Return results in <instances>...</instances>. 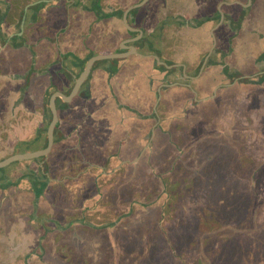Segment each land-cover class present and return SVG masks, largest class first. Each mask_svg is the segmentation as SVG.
Wrapping results in <instances>:
<instances>
[{
    "label": "crops",
    "instance_id": "1",
    "mask_svg": "<svg viewBox=\"0 0 264 264\" xmlns=\"http://www.w3.org/2000/svg\"><path fill=\"white\" fill-rule=\"evenodd\" d=\"M143 1L0 0V161L47 147L51 96L56 92L70 95L92 57L120 53L124 42L134 37L138 40L126 45L136 47L141 54L95 62L72 102L56 99L59 121L55 143L47 157L36 159L43 161L40 177L22 178L24 174L18 171L27 170L20 164L24 161L8 167L16 166L10 171L12 178L16 174V183L0 181V242L4 239L0 264H34L37 237L22 224L31 223V219L34 223L38 217H30L33 213L48 218L54 209L48 198L64 188L65 181H78L82 199L73 201V207L64 202L61 212H83L90 205L91 211L103 213L109 207L110 194L105 191L114 186L122 188L130 180L139 191L140 177L146 171H151L158 184L165 179V167L173 165V154L179 152L177 149L175 153L177 141L185 142L191 132L176 130L180 123L173 124L176 116L169 115L173 103L177 109L181 102L199 107L197 118L201 120L194 132L199 136L187 144L195 142L202 154L207 152L217 171L221 170L222 158L229 154L228 176L239 189L248 188L242 184L238 167L248 162L243 155L250 152L241 145L264 149L263 136L255 143L248 141L257 132H264V49L254 40L260 38L264 44L263 29L259 30L255 22L264 16V0H149L127 16L129 26L142 31L140 34L127 28L124 14ZM204 37L210 39L205 47L188 49L189 42L200 43ZM220 50L230 57L225 66L220 65V72L230 74L234 70L238 75L223 76L230 79L227 83L209 72L221 64L214 63ZM173 63L184 66L173 69ZM252 68L258 73L247 75ZM143 72L146 78L140 79ZM243 75L252 80L261 76V80L246 82L239 79ZM211 87L213 91L206 94ZM206 125L216 131L206 129ZM214 131L215 137H211ZM240 133H247L245 141L238 137ZM247 141L252 144L246 145ZM166 148H170L168 156L160 157ZM257 156H264V152ZM103 179L104 184L100 183ZM86 186L89 196H85ZM38 192L43 196L35 206ZM12 211L15 218L18 216L16 223L1 224L12 220L8 214ZM23 219L24 223H19ZM255 219L256 236L260 237L264 220L259 215ZM23 229L26 232L22 233Z\"/></svg>",
    "mask_w": 264,
    "mask_h": 264
},
{
    "label": "rangeland",
    "instance_id": "2",
    "mask_svg": "<svg viewBox=\"0 0 264 264\" xmlns=\"http://www.w3.org/2000/svg\"><path fill=\"white\" fill-rule=\"evenodd\" d=\"M193 1L194 0H192V2ZM255 22L259 30L263 29L264 32V16L263 18L257 17ZM205 34H203L201 38H203ZM207 39L209 38L204 37L203 41L200 43H194V41L189 42L188 49L196 51L205 47ZM254 40L264 49V44L262 45L260 43V38L256 37ZM216 56L218 57H215L216 61H214V63L221 62L219 66H225V62L230 60L227 53L222 50H220V53H217ZM150 64H152L151 61ZM154 64H156V61ZM219 66L218 68L209 69V72L212 71V77L218 76L220 78L218 81L227 83L230 81V79H226L228 76H237L234 70H232L230 74H226L224 71L221 73L220 71L223 68ZM227 68L230 67L227 65ZM255 70V68L249 69L246 74H253L256 72ZM151 71L155 72V68H152ZM219 72L222 78L219 76ZM145 75L146 72L141 73L140 79L146 78ZM223 76L226 78L224 79ZM260 77L261 76H258V79L253 80V82L260 81ZM213 89L214 87L207 89L206 94L211 93ZM202 90L204 91V88ZM197 91L199 92L200 90ZM200 95L203 96L205 94L200 93ZM198 109V106L192 107L189 103L183 104L181 102V105H179L176 111V118H174L173 124H176V122L180 123V127L176 130L183 132V129H188L189 131L191 130V132H189L190 136H188L185 142L183 140L177 141L175 153L177 149L179 152L178 154H173L174 165L165 167L167 172L164 174L165 179L163 183L162 180L158 184L155 181L157 178L154 179L151 171H146L145 174L140 177L141 181L138 180L142 185L139 191H137L138 188L135 187V183L130 180L127 183H123L124 185L122 188L114 186V189L105 191L106 194H110L107 200L109 207L103 213L98 211L99 209H93L91 211L89 209L90 205L88 206L89 208L87 207V210L84 209L83 212L70 213L66 209L64 212H61V205L65 202L66 205H70L69 207H73V201L77 202L79 198L82 199V196L79 197L77 188L78 181H65V187L59 189L57 192L56 190L53 191V196L48 198L50 207L54 206V209L52 213L48 214V218H45L46 224H22L24 223V219L19 220V223L25 227L26 231L30 235L34 233L33 236L38 239L34 240L33 248L36 253V259H34L33 263L70 264L67 260L61 261L62 263L59 262L61 250L68 249V251L73 254L74 258L89 260L92 264H201L200 261L198 263L196 253L199 252L197 249V247L199 248L198 244L200 241L204 240L213 247L217 246L221 250V258L223 261L220 264H248V262L242 261L245 257L242 258L239 251L244 247L247 248V251L252 249L253 246L248 237H246L247 244L245 245L233 242L231 244L228 240L231 235H233V237L235 235V240L240 238L236 236L239 232L238 227L240 223L237 220H232L230 224H225L227 228L224 230L221 229L220 232L214 231L207 235L204 233L202 234L203 237L200 235V227L203 226L204 230L203 224H209L208 221H202V210L205 215L208 203L211 200L210 192L208 191L211 189L210 186L219 185L225 187L224 184H226L228 189L233 179H230V175L228 176V173L231 171V158L228 161L229 154H227L225 158H222L220 171L215 169L209 170L212 161L211 156L209 157L207 152L202 154L201 152L203 151H200V148L194 145L195 142L191 143L193 145L187 144L189 141H195L194 137L199 136V134L194 133L195 127H198L196 124L201 120L200 117L197 118ZM184 126H186V128ZM205 128L216 131V128L207 127V125ZM226 129L228 130V128H225V130ZM215 131L211 133V137H215ZM260 135L264 137V132H257L248 141L255 143V139L263 140V138H260ZM238 137H240V140L245 141L247 133L245 135L240 133ZM248 141L246 145L250 143ZM241 146L243 150L247 149V151L250 152V155H243V157H248L246 159L248 162L242 163L238 167L239 173L243 178L242 184L248 187L249 192L257 195L260 203L257 204L255 200V204L251 205V207H256L258 210L257 215L261 216V220H264V156H257L260 151L261 153L264 152V149L260 148L256 150L254 144L253 149H248V146L247 148L244 145ZM183 149L187 150L183 151ZM2 150L4 152L9 151L8 149ZM166 150H161L160 157L168 156L170 148H166ZM226 153L224 154L226 155ZM152 154L153 153H151V156ZM28 162L30 163L26 161L20 163L24 164L27 169L26 171L25 169L18 171L24 174L22 178H33L35 175L40 177V168L43 161L33 160ZM14 167L16 166L0 169V181L5 182L10 179L12 183L15 184L16 174L14 178H12L13 173L10 172ZM206 168H208V170ZM204 169L206 170L204 173L206 177L200 180L197 185H192L190 181L192 179H200V174L205 171ZM126 173L131 176L129 172ZM74 175L77 176V174ZM74 175H71V177L75 178ZM209 177H211V179H209ZM249 178H252V180L248 181L247 179ZM107 180L109 181L108 178ZM103 181L104 179L100 181V183L104 184ZM141 185L139 184L138 187ZM186 185L189 187L188 190H185ZM245 189L246 188H240L239 190L245 191ZM88 194L89 189L85 196ZM106 194L102 196H106ZM11 197L12 195H10V198ZM214 199L213 197V201ZM93 200L94 197L91 195L89 198L91 204ZM24 201V203H27L28 200L24 199ZM226 205L228 204L222 205L221 209ZM14 208L18 207L14 204ZM12 213L13 211L8 213L12 220H8V223L3 220L1 224H15V219L18 218V216L15 218ZM27 214L29 216L31 215V213ZM235 215L236 212L232 214V216ZM253 215L252 210H250L242 215V218H251ZM31 216L32 218L38 217L37 213ZM77 218L82 219L79 220ZM256 220L257 219L254 217L249 224H253V226L256 227L258 224ZM242 222L243 221H241V224ZM183 223L186 224L184 225ZM261 223H264V221H261ZM37 227L39 229L38 232L35 231ZM25 229L22 230V233L26 232ZM3 230V236H6V230ZM256 230L258 231V228L255 229V233ZM1 242H4V239H2ZM190 251H196V253L189 255ZM227 257L231 260H228Z\"/></svg>",
    "mask_w": 264,
    "mask_h": 264
},
{
    "label": "trees",
    "instance_id": "3",
    "mask_svg": "<svg viewBox=\"0 0 264 264\" xmlns=\"http://www.w3.org/2000/svg\"><path fill=\"white\" fill-rule=\"evenodd\" d=\"M225 70L228 72L229 68L226 67ZM237 76L235 75L234 78ZM263 79H264V76H263ZM214 165H215L214 163H211V165L209 166V170H213ZM206 169L208 170V168ZM205 172L206 170L203 171L202 174H200V179H192L190 181L191 184L197 185V183L200 180L206 177L204 174ZM209 179H211V177H209ZM224 185L225 187H221L219 185L217 186L211 185L210 186L211 189L208 190L210 192L211 200L208 203V208L205 212V215L203 214V210H202V221L203 222L208 221L209 224H206V223L203 224L204 230H203V226L200 227V235L202 236V234L204 233H206L207 235L208 233L214 232V231L220 232L221 229L224 230L225 228H227L225 227V224L227 223L230 224L232 220H237L240 223L238 227L239 232L236 234V236L240 238L235 240L236 238L235 235L234 237L233 235H231L228 238L229 243L232 244L233 242V243H239V244L245 245L247 244L246 237H248L253 247L250 251H247V248L245 247L239 250L241 257L242 258L245 257L244 259H242V261H246L248 262V264H264V232L262 233V236L260 237L256 236V233H255L256 227H254L253 224H249L254 219V217H256L257 215L256 207H251V205L255 204V200H256L255 194L248 192V188H246L245 191L244 190L240 191L239 187L233 183H230L228 189H227V185L226 184ZM185 188H186L185 190H188L189 187L186 185ZM213 197L215 198L214 201H213ZM225 204H228V205H226L225 207H223V209H221V206ZM250 210H252L254 215L251 218L243 219L242 215H244L246 212ZM235 212H236V215L232 216V214ZM241 221H243L242 224H241ZM183 224L185 225L186 223H183ZM198 245H199V248L197 247V245L196 247L199 252L197 253L196 251L189 252V255L196 253L198 257V263L199 261L201 264H220L222 263L223 259L221 258V250L217 246L213 247L212 245L205 242L204 240L200 241ZM60 253H61V258L63 260H67L70 264H92L89 260L87 261L84 259L82 260V258L80 259L74 258L73 254L70 253L68 249H63L61 250ZM227 259L231 260L229 257H227Z\"/></svg>",
    "mask_w": 264,
    "mask_h": 264
},
{
    "label": "water",
    "instance_id": "4",
    "mask_svg": "<svg viewBox=\"0 0 264 264\" xmlns=\"http://www.w3.org/2000/svg\"><path fill=\"white\" fill-rule=\"evenodd\" d=\"M149 0H144L143 2H141L140 4H137L133 7H131L125 14H124V21L125 24L127 26V28L132 31V32H137L136 29L132 28L131 26H129L128 22H127V16L129 14L130 11L136 9V8H140L142 7L144 4H146ZM251 1V0H250ZM222 18H224V15H222ZM140 32V34H142V31L138 30ZM136 40H138V38H133V39H129L126 40L123 44L122 47V51L120 53H116V54H105V55H97L92 57L89 61L88 64L84 70V72L80 75V77L78 79H76L75 81V86L71 92L70 95H65L61 92H56L51 96L50 99V108L52 111V120L48 126V145L46 148L42 149V150H37L34 152H27V153H20V154H15L12 155L2 161H0V169H4L6 167H9L10 165L16 163V162H21V161H32L33 159H39V158H43V157H47L50 153L51 150L53 149L54 143H55V128L58 124L59 121V117H58V109H57V105H56V99L57 98H61L63 99L65 102L70 103L72 102V100L79 94L82 85L84 84V82L89 78L92 68L95 64V62L100 61V60H108V59H122V58H127L129 56L132 55H141L137 48L134 46H127L126 44L135 42ZM155 59L160 62V58L158 56H155ZM209 57H207L205 59V62L203 64V68L207 65ZM167 67V66H166ZM168 68V67H167ZM202 73V70L200 72V74Z\"/></svg>",
    "mask_w": 264,
    "mask_h": 264
},
{
    "label": "flooded vegetation",
    "instance_id": "5",
    "mask_svg": "<svg viewBox=\"0 0 264 264\" xmlns=\"http://www.w3.org/2000/svg\"><path fill=\"white\" fill-rule=\"evenodd\" d=\"M133 28V27H132ZM134 29H136V28H134ZM136 30H138V29H136ZM135 38V37H134ZM132 43H134V42H132ZM184 66L183 64H175V63H173L172 64V66H174V68L173 69H179V70H181V68H183L182 66ZM194 73V72H193ZM195 74V73H194ZM193 74V75H194ZM192 77H197V75H194V76H192ZM239 79H241V80H244V81H246V82H252L253 80L251 79V76H249V77H246L245 78V75H243V76H241ZM189 81V80H188ZM170 85H172L171 83H169ZM169 85V86H170ZM176 111H177V108H175V106H174V103H173V105H172V108L170 109V112H169V115L170 116H176ZM177 129V128H176ZM35 196H36V199H35V201H34V203H35V206H37V204L39 205V203H40V201H39V199L43 196V192H38V193H36L35 194ZM31 203H32V205H33V201L31 200ZM31 203H30V205H31ZM43 207L45 208V206H41V208L43 209ZM33 214H35V213H33ZM38 214H40V213H37V215ZM30 217H32V216H30ZM41 216H39L38 215V219L34 222L35 224H46V222H45V217L44 218H40ZM35 219V218H34ZM31 221V223H29V222H27V224H34V223H32V219L30 220ZM39 230V229H38ZM62 231H63V229H62ZM38 232V231H37ZM42 245H43V243H42ZM41 250H42V248H41ZM26 264H28V263H26Z\"/></svg>",
    "mask_w": 264,
    "mask_h": 264
}]
</instances>
